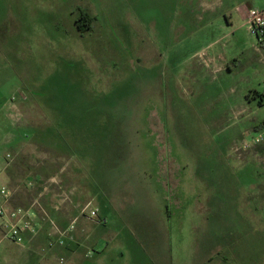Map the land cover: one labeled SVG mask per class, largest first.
I'll list each match as a JSON object with an SVG mask.
<instances>
[{
    "label": "rangeland",
    "instance_id": "374dc122",
    "mask_svg": "<svg viewBox=\"0 0 264 264\" xmlns=\"http://www.w3.org/2000/svg\"><path fill=\"white\" fill-rule=\"evenodd\" d=\"M245 8L264 0H0L9 209H98L117 264H264V143L241 147L264 129V52Z\"/></svg>",
    "mask_w": 264,
    "mask_h": 264
},
{
    "label": "crops",
    "instance_id": "0c3cea01",
    "mask_svg": "<svg viewBox=\"0 0 264 264\" xmlns=\"http://www.w3.org/2000/svg\"><path fill=\"white\" fill-rule=\"evenodd\" d=\"M58 196L60 200L57 198V195L49 196L50 201L48 197L42 199V195H40L32 201V203H39L35 219L38 233L33 237L28 234L24 247L17 246L8 241L0 242V245L4 243L9 244L8 252H10L11 256L9 257L13 264H60L59 260L61 258H64V264H117L119 259L115 248H111L109 244L104 245V234L103 232L99 233V225L101 223L88 217H80L76 220L75 232L73 233L74 239L68 241L67 247H60L55 243L59 236L54 235L51 221L53 223L57 222L55 225L59 229L65 230L79 213L78 206H74L72 210L71 204H65L70 199L63 200L59 194ZM76 196L79 197V191ZM0 200L2 199L0 198ZM44 200L49 203V210L44 208ZM41 217L42 219H47L45 223L40 222ZM52 217H56V219ZM88 223L91 224L89 225ZM49 236L53 244L49 242ZM61 252H64V257L58 256Z\"/></svg>",
    "mask_w": 264,
    "mask_h": 264
},
{
    "label": "built area",
    "instance_id": "2783aa9c",
    "mask_svg": "<svg viewBox=\"0 0 264 264\" xmlns=\"http://www.w3.org/2000/svg\"><path fill=\"white\" fill-rule=\"evenodd\" d=\"M241 14L246 20L249 33L257 41V50L263 53L264 10L245 8L242 10ZM261 143H264V129H261V131H259L252 139L247 140L245 144L243 143L241 147H243L242 149H249ZM6 159L11 161V156L7 154ZM7 164L9 163L7 162ZM2 169L3 168L0 167V176L3 171ZM32 186L33 183L30 184V187ZM13 196L14 192H11L7 186L0 183V198L2 199L0 200V242L8 241L17 246L24 247L26 243V236L30 234L33 237L38 233V226L35 223V219L39 203L34 202L28 208L20 206L14 209H9L8 203ZM60 196L62 197L63 195L61 194ZM62 199H67V195L64 194ZM87 208L89 209V205L86 209ZM86 209L82 210V212L84 213ZM87 215H89L91 220H96L99 223L102 222V220L98 219V209L96 208H91ZM51 224L54 229V235L56 234L59 236L55 241L58 246L64 247L68 241H72L74 239L73 233L75 232L76 220H74L65 230L59 229L52 221ZM59 262L60 264H64V258H61Z\"/></svg>",
    "mask_w": 264,
    "mask_h": 264
},
{
    "label": "trees",
    "instance_id": "16d2710c",
    "mask_svg": "<svg viewBox=\"0 0 264 264\" xmlns=\"http://www.w3.org/2000/svg\"><path fill=\"white\" fill-rule=\"evenodd\" d=\"M89 25H90V20L88 19L87 21L85 22H78L77 23V28L79 31H82V32H86L89 30Z\"/></svg>",
    "mask_w": 264,
    "mask_h": 264
},
{
    "label": "flooded vegetation",
    "instance_id": "af4514ba",
    "mask_svg": "<svg viewBox=\"0 0 264 264\" xmlns=\"http://www.w3.org/2000/svg\"><path fill=\"white\" fill-rule=\"evenodd\" d=\"M79 21H76L75 23L77 24ZM78 29V28H77Z\"/></svg>",
    "mask_w": 264,
    "mask_h": 264
}]
</instances>
